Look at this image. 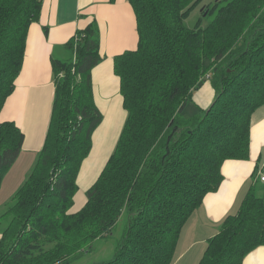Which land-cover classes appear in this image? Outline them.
Returning a JSON list of instances; mask_svg holds the SVG:
<instances>
[{"label": "trees", "instance_id": "trees-1", "mask_svg": "<svg viewBox=\"0 0 264 264\" xmlns=\"http://www.w3.org/2000/svg\"><path fill=\"white\" fill-rule=\"evenodd\" d=\"M42 1L0 0V111L15 89ZM200 1L127 0L137 48L113 59L127 118L75 213L77 175L102 119L91 82L101 62L96 22L75 32L62 58H51L49 124L30 173L0 213V264H72L110 237L123 216L112 259L97 264L173 263L183 226L219 188L223 162L249 158L251 117L264 105V0H217L202 11L211 17L206 26L200 19L185 27ZM206 82L211 104L187 116ZM22 143L13 123H0V187ZM262 246L264 192L252 184L198 264H242Z\"/></svg>", "mask_w": 264, "mask_h": 264}, {"label": "crops", "instance_id": "crops-1", "mask_svg": "<svg viewBox=\"0 0 264 264\" xmlns=\"http://www.w3.org/2000/svg\"><path fill=\"white\" fill-rule=\"evenodd\" d=\"M96 22L100 34L101 62L91 72L93 98L102 116L91 136V150L79 169L77 192L71 213L86 203V192L96 182L113 153L127 118L114 72L113 59L137 48L136 20L127 0H43L37 22L27 31L22 68L15 89L0 111V123H13L23 135L21 153L2 180L0 191L8 187V198L19 189L31 171L47 132L54 96L51 58H62V47L76 31ZM214 92L208 82L193 95L194 107L206 109ZM249 158L226 160L221 166L222 181L216 192L205 195L183 226L172 264H198L217 227L229 215L238 212L241 201L252 184L263 189L264 181V105L251 117ZM261 163L257 166V161ZM256 167V169H255ZM256 170V171H255ZM11 172V183L6 179ZM4 184V185H3ZM0 228V241H1ZM242 264H264V246L250 252Z\"/></svg>", "mask_w": 264, "mask_h": 264}, {"label": "rangeland", "instance_id": "rangeland-1", "mask_svg": "<svg viewBox=\"0 0 264 264\" xmlns=\"http://www.w3.org/2000/svg\"><path fill=\"white\" fill-rule=\"evenodd\" d=\"M215 1L217 0H201L184 19L183 24L185 25V27L193 28L198 22V20L200 19H201V27L206 26L208 22L211 20V17L202 16V11L206 10L207 8H211L212 3H214ZM206 13H207V10H206ZM189 107L191 108L192 106H189ZM6 179L11 183V172L9 175H7ZM7 189L8 187H4V189L0 191V200H5L8 198V194L6 193ZM10 199L11 197L9 198V201ZM3 211H4V206L1 205L0 213ZM124 229H125V216L121 217L118 220L116 226L112 230V235L110 237L105 238V239H99L93 242L89 246V251L72 264H97L103 261L111 260L113 257L114 249L118 241L122 237Z\"/></svg>", "mask_w": 264, "mask_h": 264}, {"label": "built area", "instance_id": "built-area-1", "mask_svg": "<svg viewBox=\"0 0 264 264\" xmlns=\"http://www.w3.org/2000/svg\"><path fill=\"white\" fill-rule=\"evenodd\" d=\"M260 180H261V181H264V177H261Z\"/></svg>", "mask_w": 264, "mask_h": 264}]
</instances>
